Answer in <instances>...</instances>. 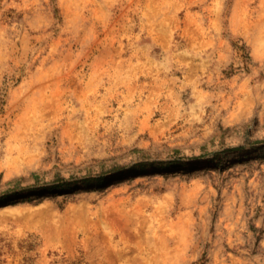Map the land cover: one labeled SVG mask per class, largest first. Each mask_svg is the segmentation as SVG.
<instances>
[{
	"label": "rangeland",
	"instance_id": "374dc122",
	"mask_svg": "<svg viewBox=\"0 0 264 264\" xmlns=\"http://www.w3.org/2000/svg\"><path fill=\"white\" fill-rule=\"evenodd\" d=\"M0 264H264V0H0Z\"/></svg>",
	"mask_w": 264,
	"mask_h": 264
}]
</instances>
